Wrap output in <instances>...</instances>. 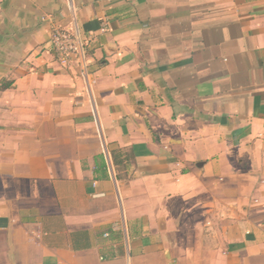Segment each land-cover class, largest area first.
Returning <instances> with one entry per match:
<instances>
[{"label": "crops", "instance_id": "crops-1", "mask_svg": "<svg viewBox=\"0 0 264 264\" xmlns=\"http://www.w3.org/2000/svg\"><path fill=\"white\" fill-rule=\"evenodd\" d=\"M0 264H264V0H0Z\"/></svg>", "mask_w": 264, "mask_h": 264}, {"label": "built area", "instance_id": "built-area-1", "mask_svg": "<svg viewBox=\"0 0 264 264\" xmlns=\"http://www.w3.org/2000/svg\"><path fill=\"white\" fill-rule=\"evenodd\" d=\"M52 50L57 62L61 66H69L72 61H77L81 76L86 80L89 87L93 83L89 72V63L87 58V42L77 31H68L61 28H55L52 34ZM107 237V235H106Z\"/></svg>", "mask_w": 264, "mask_h": 264}, {"label": "trees", "instance_id": "trees-1", "mask_svg": "<svg viewBox=\"0 0 264 264\" xmlns=\"http://www.w3.org/2000/svg\"><path fill=\"white\" fill-rule=\"evenodd\" d=\"M119 158H121V156L119 155V153H116L115 152H112V159H113V163H114V166L116 167L117 169V178L118 180H122L123 179V175L121 174V170L119 168V166H123L124 165V160H120ZM97 160V158H96Z\"/></svg>", "mask_w": 264, "mask_h": 264}]
</instances>
